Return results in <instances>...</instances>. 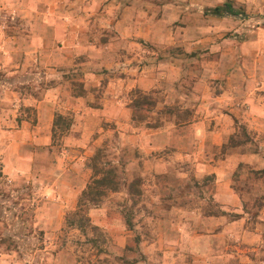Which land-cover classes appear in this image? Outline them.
Segmentation results:
<instances>
[{"label":"rangeland","instance_id":"obj_1","mask_svg":"<svg viewBox=\"0 0 264 264\" xmlns=\"http://www.w3.org/2000/svg\"><path fill=\"white\" fill-rule=\"evenodd\" d=\"M33 1L0 0V51L15 32L24 55L29 50L32 23H45L46 6L71 3L38 0L39 9L33 11ZM229 1L246 14L214 13L217 5ZM115 4L113 10H117L107 9L93 34L95 40L119 52L89 64L95 68L94 77L85 73L88 61L83 56L64 74L54 67L48 70L49 78L35 84L28 80L36 71V62L27 55L21 61L23 70L12 76L25 81L20 86L28 96L39 95V86L61 80L68 90L86 96L90 86L91 104L99 108L110 101L118 75L123 78V99L130 118L119 124L86 112L76 140L71 137L75 113L60 109L51 143L29 148L36 154L30 175L10 178L0 161V264H7L6 260L42 264L59 249L69 250L71 259L82 264H264V117L254 119L251 112L253 103L260 104L258 109L264 112V0H117ZM112 18L122 21L117 30L106 26ZM127 20L138 25L132 39L131 28L124 23ZM122 35L130 36L116 38ZM62 45L59 41L50 50L56 53ZM3 69L0 82L6 75ZM145 97L150 105L134 106ZM0 107L2 116L13 114L8 107ZM18 109V120L36 123L35 107L22 104ZM212 117L219 127H228L224 144L213 147V152L217 158L238 157L231 186L241 196V207L232 208L225 224L219 226L217 221L193 214L186 220L191 227L188 235L182 237L183 223L172 214L173 208L221 211L208 200L203 204L198 199L205 191L200 182L209 185L213 174L198 176L196 157L191 160L178 153L179 148L183 152L200 147L201 138L194 132L206 130L209 124L197 121ZM157 130L165 133L160 135L167 143L163 150L151 149ZM247 150L261 151V162L252 165L239 160ZM158 159L171 168L155 172ZM182 165L185 178L176 171ZM96 174L109 180L92 199L85 192ZM185 182L188 188L183 190ZM67 183L79 187L78 193L69 190ZM50 196L59 202L76 197L77 204L65 215L60 211L55 223H48L44 230L40 213ZM226 225L229 235L220 238L224 245L211 250L207 244L213 241L208 235Z\"/></svg>","mask_w":264,"mask_h":264},{"label":"crops","instance_id":"obj_2","mask_svg":"<svg viewBox=\"0 0 264 264\" xmlns=\"http://www.w3.org/2000/svg\"><path fill=\"white\" fill-rule=\"evenodd\" d=\"M70 1L71 3L69 5H67V3L58 5L53 2L51 7L50 5L46 6L45 23L42 25L41 21L37 19V21L32 23V30L29 34V50L25 51L24 55L21 50V40L15 32H13V35L9 36L7 40L3 42V45H1V49L4 51H0V70L4 68L3 72H5L6 75L5 79L0 82V106L8 107V109H11L9 112H13V114L8 113L6 116L0 114V161L3 163L4 174H7L10 178H17L21 174L30 175V173L33 172L36 163V154L32 148H34V146L35 148H38V146H47L51 143L55 114L60 109H72L75 113V128L73 129L74 132L71 137L76 140H79V132L81 131L80 126L86 112L89 115L93 113L105 116L108 120L115 121L119 124L123 123L124 118H130V109L123 99V78L118 75L113 80L115 83L112 85L113 91L110 101L99 108H95V106L91 104V101L94 100V96L91 93L92 88L90 86L86 87V96V94L74 92L73 89L68 90L67 85L64 84L65 81L63 82V80H61L60 84L59 82H54L51 85H46L45 88L39 86L37 88L39 95L32 94L28 96L22 93L20 86L23 84L22 82L25 83V81L16 80L15 77H12L17 76V74H20L23 70L25 65L21 61L26 55L27 59L36 62L34 65L36 71L32 73L33 76H30L32 79L28 81H33L37 84L41 81L40 78H49V69L54 70V67H59L64 74L65 69L71 68L73 65L76 67L78 64H74L75 60L83 56L84 59L88 61V69L85 73L87 76L94 77L96 75L94 72L95 68L90 67L89 64L94 65L96 62L107 60L111 58V56L115 57L118 54L119 51L115 48H111L109 45L101 44L100 41L95 40V34H93L94 31H97L98 20H101V17L104 18V12L107 11V9L108 12L117 10H113L114 7H117L115 6V1L117 2V0H85L82 4L74 2V0ZM33 2V6H30L31 9L33 11H38L39 1L35 0ZM132 4L135 3L132 2ZM132 6L130 7L133 8ZM126 9L127 8H124L123 10ZM124 23L128 28H131V36L122 35L116 38L122 39L127 36H130L131 39L134 38L132 33L137 29L138 25L134 24V20H127ZM121 24L122 21L117 18H112L106 26L109 27V30H112V28L117 30ZM39 26L45 27V30L39 29ZM140 28L142 29L141 26ZM131 39L127 41H130L132 44ZM59 41H62L63 45L58 46L59 49L56 53L50 50V47L58 45ZM43 68H45V70H43ZM60 95H62V98H60ZM61 101L62 104L60 103ZM22 104L35 107L37 110L36 123L23 119L18 120V108ZM259 106L260 104L254 103L251 106V112L255 115V117L253 116L254 119H263L264 117V112L258 109L260 108ZM262 106H264V104ZM199 122H206L209 124L206 130L194 132L195 137L201 138L200 147L197 148V150L192 149V147L186 148L183 149V152H181L179 148L178 153H183L186 158L189 157L191 160L196 157L194 161L197 162L196 166L199 171L197 174L198 176L202 174H213L214 179L209 185L200 182V184H202L201 189L205 191L204 195L199 196L198 199H200L203 204L208 200L207 202L215 204L221 211L216 214L198 211L197 209L192 210L191 207L180 206L179 208H173L171 210L172 214L183 223V227H180L182 237H185L189 228H191L190 225L186 223V220L187 218L192 219L193 214L196 218L199 215L202 220H209V222L217 221V226H219L220 224H225L224 220L227 218L226 214L231 211L232 208L239 210L241 207L238 202L241 196L237 194L231 186L232 168L235 162L238 161V157L236 159L235 157L231 158L227 155V158H217V155L212 150L213 147H219L224 144L225 138L228 136L226 131L228 127H219L218 124L214 122L213 117L203 119V121H197V123ZM161 134L165 133L162 130H157L154 133V137L151 141L152 150H163V148L167 146V143H163L160 138ZM30 147L32 148L29 149ZM262 156L263 154L261 151L247 150L239 156V160L250 162V164L253 165L257 162H261L258 160H260ZM169 165L170 163L167 164L166 162V164L162 166L158 159V163L153 169L155 172L161 173L171 168ZM193 166H195V164H193ZM176 171L178 175L185 178V166H179ZM67 184L69 190L78 193L79 187L73 183ZM186 184L187 182L182 184L183 190L188 188ZM195 198L196 197H194V199ZM185 199L189 200L191 197L185 196ZM57 200V198L50 196L48 200L42 203L43 208H41L40 214L41 220L44 223L42 227L44 230L48 229V223L51 225L55 223L54 219L60 217V211L61 214L63 213L62 215H65L67 210H70L77 204L76 197L71 199L64 198L60 200L61 202ZM228 228L229 226L226 225L211 230L212 233L208 236L213 243L207 244V241L204 240L205 244L211 247V250L214 246H223V241L220 243V238L223 240L229 235V231H227ZM205 244L202 243L201 246L205 247ZM203 247L201 249H203ZM6 263L10 264V261L6 260ZM42 264L82 263L79 262L78 259L72 260L69 250L59 249L57 255L53 254V258L45 259Z\"/></svg>","mask_w":264,"mask_h":264},{"label":"trees","instance_id":"obj_3","mask_svg":"<svg viewBox=\"0 0 264 264\" xmlns=\"http://www.w3.org/2000/svg\"><path fill=\"white\" fill-rule=\"evenodd\" d=\"M214 13L217 14V15H227V14H230V15H235V16H238V15H241V14H246V13H243L237 9L234 8L232 2H226L224 3L223 5H217L215 8H214ZM137 103H135V107L136 105H143L145 106L146 104L147 105H150L149 104V101L147 100V97H145L144 99L140 98V99H137L136 100ZM59 117L61 115H58ZM108 177H102V178H98V174L95 175V178H94V181H93V184H90L88 186V190L85 192V195L86 196H89L90 198L93 199V195L98 191V189H100V187H105V186H108L106 184V182L108 181Z\"/></svg>","mask_w":264,"mask_h":264}]
</instances>
